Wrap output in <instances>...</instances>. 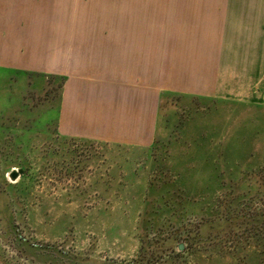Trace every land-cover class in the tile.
I'll return each mask as SVG.
<instances>
[{
	"label": "rangeland",
	"instance_id": "obj_1",
	"mask_svg": "<svg viewBox=\"0 0 264 264\" xmlns=\"http://www.w3.org/2000/svg\"><path fill=\"white\" fill-rule=\"evenodd\" d=\"M233 4L0 0V12L92 24L151 12L163 36L171 15ZM63 84L0 66V264H264V110L165 95L154 145L77 140L57 129Z\"/></svg>",
	"mask_w": 264,
	"mask_h": 264
},
{
	"label": "crops",
	"instance_id": "obj_2",
	"mask_svg": "<svg viewBox=\"0 0 264 264\" xmlns=\"http://www.w3.org/2000/svg\"><path fill=\"white\" fill-rule=\"evenodd\" d=\"M225 1L171 15L163 36L151 12H0V66L64 78L60 134L150 147L165 95L264 110V0Z\"/></svg>",
	"mask_w": 264,
	"mask_h": 264
},
{
	"label": "water",
	"instance_id": "obj_3",
	"mask_svg": "<svg viewBox=\"0 0 264 264\" xmlns=\"http://www.w3.org/2000/svg\"><path fill=\"white\" fill-rule=\"evenodd\" d=\"M17 177H18V174L16 172L11 173V175H10V178L12 180H15ZM178 250H180V251L183 250V245L182 244H179L178 245Z\"/></svg>",
	"mask_w": 264,
	"mask_h": 264
},
{
	"label": "trees",
	"instance_id": "obj_4",
	"mask_svg": "<svg viewBox=\"0 0 264 264\" xmlns=\"http://www.w3.org/2000/svg\"><path fill=\"white\" fill-rule=\"evenodd\" d=\"M147 264H154V261H151L150 258L148 257Z\"/></svg>",
	"mask_w": 264,
	"mask_h": 264
}]
</instances>
